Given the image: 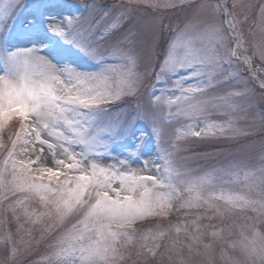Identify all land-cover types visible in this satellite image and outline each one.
Listing matches in <instances>:
<instances>
[{"label": "snow or ice", "instance_id": "1", "mask_svg": "<svg viewBox=\"0 0 264 264\" xmlns=\"http://www.w3.org/2000/svg\"><path fill=\"white\" fill-rule=\"evenodd\" d=\"M20 6L21 0H0V28L7 26ZM81 7L86 15L66 16L47 27L94 61L95 71L80 70L70 63L58 66L40 55L37 47L0 49L4 64L0 75V189L25 198L39 197L47 209L42 213L51 221L47 225L52 233L47 264H126L129 257L123 248L134 232L125 229L145 215L165 214L175 206L173 201L181 207L207 206L219 211L214 202L224 200L226 205L250 208L257 217H264V104L253 111L246 103L257 92L264 100V76L257 75L252 58L245 54L240 31L249 21L258 25L260 39L257 42L253 34L251 43L253 55L264 62V0L259 4L85 0ZM146 8L156 15L141 25L139 14ZM161 9L183 14L180 33L188 37L183 44L168 34L172 29L163 24ZM241 62L246 72L237 66ZM141 66L143 71H134ZM116 74H126L137 95L143 81H149L146 104L138 106L127 124L102 119L127 106L119 103L122 92L105 87L107 79ZM162 92L174 97L168 104L176 106V113L168 117L155 103ZM214 114L226 119L213 122ZM240 114L251 121L245 129L234 126ZM172 115L191 120L190 135L197 138L227 133L231 139L259 136L255 162L217 161L194 177L193 157L176 155L182 149L173 142L169 145L172 151L164 149L167 178L158 175L162 143L156 140L162 141L165 122ZM136 121L148 125L156 156H140L143 134L136 139L135 149L118 150ZM241 172L243 195L225 196L221 190L217 196L216 188L204 179L211 176L217 185L231 184L240 180ZM17 203L22 205V201ZM257 217L246 223L247 235L232 244L238 256L228 257V264H264V220ZM164 235L159 232L152 239ZM188 239L195 242L200 237L189 234ZM178 243L174 241L172 247ZM188 246L191 250L192 244ZM161 247L142 245L136 255L147 261ZM15 255L13 249L4 264H12Z\"/></svg>", "mask_w": 264, "mask_h": 264}, {"label": "rangeland", "instance_id": "2", "mask_svg": "<svg viewBox=\"0 0 264 264\" xmlns=\"http://www.w3.org/2000/svg\"><path fill=\"white\" fill-rule=\"evenodd\" d=\"M83 2L85 0H21V6L15 10L7 26L0 28V49L11 51L37 47L40 55L45 56L58 66L70 63L80 70L95 71L98 65L94 61L51 33L47 27L48 24L60 21L66 16L77 13L86 15L87 12L81 7ZM87 2L91 3L92 0H87ZM100 2H104V0H100ZM159 2L163 3L166 0H159ZM211 2L215 3L216 0H211ZM233 2L234 0H228L229 4ZM235 2L259 4L261 0H235ZM154 15L156 13L151 8L142 10L139 14L140 24L143 25ZM159 15L163 17V24L169 25L172 29L168 34L172 35L178 43L183 44L188 39L187 36L180 33V28L183 26V14L161 9ZM240 31L243 49H247L245 54L252 58V67L256 69L257 75L264 76V62L260 60L258 54L253 55L251 43L253 34H255V40L259 41L260 28L257 24L249 21L248 25H245ZM41 45L44 47L41 48ZM237 66L241 71H247V67L242 62ZM3 71L4 64L0 63V75H3ZM134 71H143V67ZM148 85L149 81L144 80L143 85L140 86L139 95H137L133 91L136 86L129 83L126 74L110 76L105 82V87L114 92H122L124 95L119 103L127 106L111 111L102 119L105 122L122 120L127 124L138 106L146 104L145 91ZM173 99L174 97L162 92L161 98L155 101L163 116L168 117L169 113H176V106L168 104V101ZM246 103L253 107V111H259L258 106L264 104V100L257 92L255 95L249 96ZM221 119H226V117L220 114H214L211 117L213 122H218ZM250 122L243 114H240L234 126L245 129ZM191 123L192 121L188 118L177 119L175 115L166 120L165 135L162 141L159 137L156 140L157 143H162V147L158 151L157 163L161 166L158 175H164L167 178L168 173H165L164 170V149L172 151L169 145L173 142L182 149L175 153L176 155L193 157L190 167L194 170V177L200 174L201 168L217 161L255 162L259 136H250L248 139H231L232 134L227 133L223 137L197 138L190 135L189 125ZM192 130L198 131L199 129ZM142 134L144 136L143 143L138 149L140 156L143 158L156 156V145L152 133L143 121H136L132 125L129 136L121 141L118 150L123 152L126 149H135L136 139ZM6 136L7 133H5V139ZM197 156L199 158H196ZM132 167L139 168L140 165H132ZM204 179L216 188L217 196L222 192L225 196L235 193L246 194L243 172L240 173V180L231 184L217 185L211 176L204 177ZM8 180H11V177H8ZM18 200L22 201V205L17 203ZM192 203H195L194 199ZM214 203L219 211L207 206L190 207L185 205L181 207L179 202L173 201L175 206L166 210L165 214L145 215L137 219L131 228L125 229L134 232L131 242L124 245L123 248L126 256L129 257L126 264H228V257L238 256V252L231 247L232 244L241 241L243 235H247L245 225L252 223V218L257 217V213H254L250 208L242 210L231 207L226 205L224 200H217ZM46 211L47 209L39 201V197L25 198L23 194L7 193L0 189V264H4L6 256L12 255L13 249L16 250V255L12 264H47L46 257L50 252L49 246L52 244L49 237L52 233L47 229V225L51 221L47 216L42 215ZM257 218L264 220V217ZM177 229L180 231L177 232ZM159 232H163L165 235L153 240L152 236ZM189 234L199 236L200 239L191 242L188 239ZM177 240L180 243L172 247L173 242ZM189 243L192 244L191 250L188 246ZM154 244L164 245L157 249L155 258L149 256L145 261L143 256L136 255L142 245L152 246Z\"/></svg>", "mask_w": 264, "mask_h": 264}]
</instances>
